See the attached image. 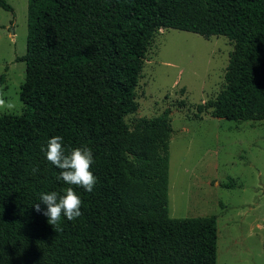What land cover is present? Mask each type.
Listing matches in <instances>:
<instances>
[{"label": "trees", "instance_id": "trees-1", "mask_svg": "<svg viewBox=\"0 0 264 264\" xmlns=\"http://www.w3.org/2000/svg\"><path fill=\"white\" fill-rule=\"evenodd\" d=\"M160 28L233 44L196 113L264 121V0H27L24 110L0 114V264H216V215H168L169 109L125 120ZM53 136L90 148L97 178L91 193L71 186L82 215L54 227L32 205L70 187L41 151Z\"/></svg>", "mask_w": 264, "mask_h": 264}, {"label": "rangeland", "instance_id": "rangeland-1", "mask_svg": "<svg viewBox=\"0 0 264 264\" xmlns=\"http://www.w3.org/2000/svg\"><path fill=\"white\" fill-rule=\"evenodd\" d=\"M0 7V95L24 110L19 91L25 64L27 0ZM233 44L160 28L146 52L128 124L169 109L167 207L172 218L216 215V264H264V121L212 117L198 104L216 96ZM4 113L0 111V114ZM198 114V115H196ZM234 181V185H223Z\"/></svg>", "mask_w": 264, "mask_h": 264}, {"label": "clouds", "instance_id": "clouds-1", "mask_svg": "<svg viewBox=\"0 0 264 264\" xmlns=\"http://www.w3.org/2000/svg\"><path fill=\"white\" fill-rule=\"evenodd\" d=\"M15 108L13 102L0 95V111L10 114ZM41 151L46 160L60 170L56 179L70 185L62 194L56 191L40 193L38 201L46 205V209H41V203L32 204L35 211L42 212L47 217V222L54 227L59 225L62 216L73 221L82 215V200L71 186L83 188L89 193L93 191L97 183V178L90 170L94 157L87 146L70 148L66 152L60 136L48 139L46 145H41ZM38 170L36 167L32 169L34 173Z\"/></svg>", "mask_w": 264, "mask_h": 264}]
</instances>
